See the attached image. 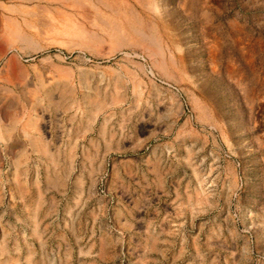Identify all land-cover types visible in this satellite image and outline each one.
I'll return each instance as SVG.
<instances>
[{
	"label": "rangeland",
	"instance_id": "374dc122",
	"mask_svg": "<svg viewBox=\"0 0 264 264\" xmlns=\"http://www.w3.org/2000/svg\"><path fill=\"white\" fill-rule=\"evenodd\" d=\"M0 264H264V0H0Z\"/></svg>",
	"mask_w": 264,
	"mask_h": 264
}]
</instances>
